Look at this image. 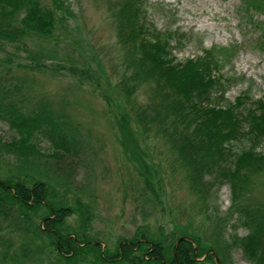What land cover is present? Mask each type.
<instances>
[{
    "label": "trees",
    "instance_id": "trees-1",
    "mask_svg": "<svg viewBox=\"0 0 264 264\" xmlns=\"http://www.w3.org/2000/svg\"><path fill=\"white\" fill-rule=\"evenodd\" d=\"M49 1L50 5L44 0H0V50L5 45L26 47L28 41L53 38L56 11L66 14L68 10L62 0ZM147 1H106L124 69L116 83L121 98L118 141L141 183L137 184L140 199L153 213L160 208L152 182L156 171L147 165L139 138L164 145L167 166L183 174L189 190L202 203L214 189L227 185L232 201L228 213L208 218L207 240L180 230L166 239L162 230L153 234L148 226H140L133 236L118 238L109 251L92 229L97 214L93 191L81 183L89 180V147L64 107L56 109L48 98L33 97L32 73L42 72L54 51L33 52L26 47L25 63L18 65L24 71L21 74L12 70L14 54H7L0 63V122L15 133L8 144L0 142V164L12 160L8 168L0 166V233L16 230L29 238L18 246L5 242L0 264H23L44 253L60 261L90 264H216L215 259L231 264L230 254L236 248L243 250L251 264H264V211L246 204L244 198L250 177L264 169V155L246 151L230 162L225 148L238 136L242 121L264 136V105L257 114L248 111L243 116L237 111L239 102L225 108L206 103L210 88L219 83L214 72L235 48L213 49V56L207 52L175 63L167 52L170 35L152 34L145 25ZM240 1L246 10L264 9V0L256 7L248 0ZM67 73L79 81L93 79L89 69L73 67ZM37 140L47 141L51 152L36 150L32 142ZM142 211L144 221L153 215ZM234 214L236 223L231 228H244L247 236L226 237Z\"/></svg>",
    "mask_w": 264,
    "mask_h": 264
},
{
    "label": "rangeland",
    "instance_id": "rangeland-1",
    "mask_svg": "<svg viewBox=\"0 0 264 264\" xmlns=\"http://www.w3.org/2000/svg\"><path fill=\"white\" fill-rule=\"evenodd\" d=\"M44 1L51 4L49 0ZM106 1L62 0L68 13L56 11L58 22L54 37L25 44L33 52L40 48L54 51L48 54L54 58L45 60L42 72L32 73L33 97L48 98L56 109L64 107L89 147V180L81 183L93 191L97 214L92 229L100 234L98 239L109 251L116 247L118 238L133 236L140 226H148L153 234L162 230L160 234L166 239L180 230L207 240L208 218L226 215L229 211L230 188L224 185L214 189L208 201L202 203L189 190L183 174L167 166L164 145L139 138L147 165L156 171L152 182L160 208L156 207L153 213L140 199L137 184L141 183L136 181V174L118 141L116 122L121 98L116 83L124 69ZM262 1L248 0L253 7ZM144 9L145 25L152 34L170 35L167 52L175 63L197 59L207 52L213 56V49L234 47L231 57L214 72L219 83L210 88L204 101L219 108L239 102L237 111L243 116L248 111L259 112V106L264 105V9L246 10L240 0H148ZM26 47L5 45L0 50V63H4L7 54H14L12 70L21 74L24 71L18 65L25 63ZM214 56L218 58L216 53ZM73 67L89 69L93 79L79 81L71 77L67 70ZM139 97L142 99L143 94ZM240 126L238 136L225 144L229 161L233 162L236 155L246 151L264 155V136L252 132L249 123L242 121ZM14 137L15 133L0 122V142L8 144ZM32 146L42 154L51 152L45 140L33 141ZM8 159L0 166L8 168L12 164ZM244 198L246 204L264 211V169L250 177ZM142 210L153 215L144 221L146 213ZM235 220L236 214L230 217L226 237L247 236L248 230L231 228ZM15 231L0 233V249L5 242L18 246L29 238L27 233ZM49 249L53 252V247ZM230 255L231 264H251L240 248L233 249ZM23 264L90 263L60 261L44 253L32 256ZM205 264H214V261Z\"/></svg>",
    "mask_w": 264,
    "mask_h": 264
},
{
    "label": "water",
    "instance_id": "water-1",
    "mask_svg": "<svg viewBox=\"0 0 264 264\" xmlns=\"http://www.w3.org/2000/svg\"><path fill=\"white\" fill-rule=\"evenodd\" d=\"M180 241V240H179ZM217 264H219V262L216 260Z\"/></svg>",
    "mask_w": 264,
    "mask_h": 264
}]
</instances>
